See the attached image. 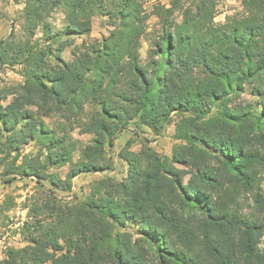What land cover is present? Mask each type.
<instances>
[{
  "label": "trees",
  "instance_id": "trees-1",
  "mask_svg": "<svg viewBox=\"0 0 264 264\" xmlns=\"http://www.w3.org/2000/svg\"><path fill=\"white\" fill-rule=\"evenodd\" d=\"M237 1L243 18L220 25L215 0H197L180 25L170 18L181 0L156 6L162 31L142 60L145 19L137 0H25L24 40L17 44L11 34L0 41V67L21 65L24 79L0 97H12L0 104V166L14 155L0 179L32 178L51 189L45 200L24 201V246L7 248L0 264H264V102L258 113L230 105L245 84L264 97L253 83L264 76V0ZM59 9L63 27L55 30L49 19ZM94 15L107 18L110 36L82 41L64 60L62 51L90 33ZM85 104L91 111L82 131L91 143L66 180L42 172L72 163L64 138L42 118L76 115ZM173 115L180 144L169 158L149 147L140 156L124 149L121 181L104 177L72 204L57 198L73 178L109 170L106 147L129 125L160 136ZM30 142L34 158L22 153Z\"/></svg>",
  "mask_w": 264,
  "mask_h": 264
},
{
  "label": "rangeland",
  "instance_id": "rangeland-1",
  "mask_svg": "<svg viewBox=\"0 0 264 264\" xmlns=\"http://www.w3.org/2000/svg\"><path fill=\"white\" fill-rule=\"evenodd\" d=\"M141 5V14L145 22V31L140 38L139 56L143 60L150 43L158 38L162 31L159 19L154 15V8L158 5H163L166 8L170 5V0H137ZM197 0H181L182 7L176 10L170 20H173L175 25H180L183 20V15L189 10H194ZM25 0H0V41L5 40L12 34L15 43L19 44L24 40V36L20 30V12L24 8ZM245 15L242 5L237 0H215L214 2V19L215 25L224 24L232 19H241ZM55 30H61L63 27V12L61 9L55 11L50 19ZM113 27L107 24V18L100 15L92 17L91 31L89 34L71 39L73 42L70 46L62 51L64 60L71 59V51L75 46H79L82 41L91 44L100 42L110 36ZM37 41L42 39L41 33H37L35 38ZM34 41V40H33ZM64 41V40H63ZM41 48L47 46L45 42L39 43ZM51 62V60L48 59ZM52 63V62H51ZM22 66L15 67H0V97L4 96L3 91L16 92L17 87L24 82L22 77ZM261 82H253L255 87L260 88L264 92V76ZM253 86V85H252ZM245 91L240 93L236 99H232L230 105H252L255 109L254 113H258L261 107L259 101L264 102V97L257 98L250 95L249 87L245 84ZM11 96H8L5 101H0V104L6 105ZM260 99V100H259ZM91 111V106L85 104L83 111L76 115L54 114L42 118L43 123L50 131H53L57 138H64V147L72 151V163L65 164L61 167H47L43 170L44 173L56 175L61 180H66V175L74 163L78 162L82 149L91 143L92 135L84 133L82 126L86 123L87 116ZM68 120H66L67 118ZM179 117L173 115L170 122L165 126L160 136H155L147 127L142 129L137 128L134 124L129 125L124 131L117 135L113 147H106L105 159L109 161V170L96 174H81L71 180V189L69 191H57V198L63 203H75L83 200L89 194L93 185L97 181L104 179L103 177L121 181L127 175V164L124 160L118 157V153L124 149L129 153L137 156L147 152L149 147L161 157L169 158L173 148L180 144L179 140H175V126ZM45 152V151H44ZM23 155L28 158H34L37 154V146L33 142L23 146ZM14 157V155L12 156ZM8 158L4 165L0 166V173L4 170L7 163H12L11 158ZM143 157V156H141ZM0 156V159H3ZM43 158H41L42 160ZM21 163V159L17 164ZM181 167V166H180ZM183 167V166H182ZM181 167V168H182ZM11 177V176H10ZM10 178L0 179V207L5 202L9 206V210H0V259L4 257V252L9 247L20 248L24 246L22 238L19 234L22 222L26 220L27 210L23 208V203L26 199H43L45 200L44 192L51 189L47 182L41 181L43 188L36 185L32 178L19 179L18 177L11 182L5 183V180ZM264 189V185H262ZM11 205V206H10ZM245 211L248 208L244 205ZM264 240L261 239L260 247L264 246Z\"/></svg>",
  "mask_w": 264,
  "mask_h": 264
},
{
  "label": "crops",
  "instance_id": "crops-1",
  "mask_svg": "<svg viewBox=\"0 0 264 264\" xmlns=\"http://www.w3.org/2000/svg\"><path fill=\"white\" fill-rule=\"evenodd\" d=\"M96 174V173H95ZM93 175V174H92ZM126 176V175H125ZM104 178V177H103Z\"/></svg>",
  "mask_w": 264,
  "mask_h": 264
}]
</instances>
